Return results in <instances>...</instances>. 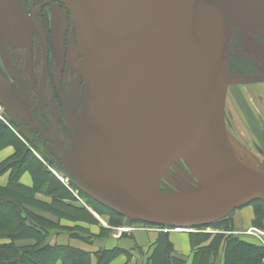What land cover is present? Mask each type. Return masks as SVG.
I'll use <instances>...</instances> for the list:
<instances>
[{
  "label": "water",
  "instance_id": "obj_1",
  "mask_svg": "<svg viewBox=\"0 0 264 264\" xmlns=\"http://www.w3.org/2000/svg\"><path fill=\"white\" fill-rule=\"evenodd\" d=\"M50 1L32 12L42 38L41 90L49 49L35 14ZM57 1L75 15L76 35L85 50L81 74L86 92L71 150L31 123V111L1 75L0 104L58 148L64 170L87 195L128 218L172 227L208 225L264 199V166L238 159L226 137L231 55L248 52L231 47L233 21L221 0H147L157 30L125 39L103 32L101 0ZM0 31H6L1 20ZM131 85L136 92L128 110ZM179 157L199 185L166 191L161 180Z\"/></svg>",
  "mask_w": 264,
  "mask_h": 264
},
{
  "label": "rangeland",
  "instance_id": "obj_2",
  "mask_svg": "<svg viewBox=\"0 0 264 264\" xmlns=\"http://www.w3.org/2000/svg\"><path fill=\"white\" fill-rule=\"evenodd\" d=\"M45 1L46 0H0V9L8 28V30L6 29L5 31V39L0 40V59L2 61L6 59L10 60L13 71L18 69L21 66L20 64H22L21 68L23 67V71L19 72V76L26 82L31 83V93L34 92L35 81H37L39 77L42 51V38L35 33L31 9ZM225 1L233 5V8L228 7L229 9L227 8V10L235 22V26L240 28L246 26L260 35L264 40V12L258 5L257 0H223L224 3ZM20 4L22 7L19 6ZM36 19L40 24V27L44 29L47 38L50 58V80H54V84H50V80L45 82V99L38 109H36L34 115L37 120L41 118V115H44V117L49 116L50 119L48 122L45 121V123H43L42 120L41 123L47 126V130L54 138L56 137L58 140L68 142L77 117H74L73 122H71V128L68 131H66L63 126L61 127V101L66 100L69 102L70 105L76 109L77 113L80 101L84 99L86 92V85L81 74V64L85 50L76 35L75 15L66 9L59 1L53 0L41 6L36 15ZM9 53H12L15 56V61L11 60ZM237 59L238 58H235L233 74H231L229 81L231 92L228 90L226 97V137L230 146L228 136L230 133L233 140L232 143L239 148L240 152L235 154L238 159L251 166L261 167L264 166V133L262 131L261 138H258L250 131L248 120L241 111L240 106L237 104L236 97L234 96L235 93H233V91H240L247 107L253 113L252 115L257 119L259 125H261V130H263L264 74L258 72L253 73L252 71L244 73V71L249 70H245L244 68L241 69V66L238 65ZM25 68L28 73H26ZM238 68L243 71H240ZM8 82L13 90L18 93L16 83L12 82L10 78H8ZM63 82H66L67 87L64 86ZM53 88L58 91V94H61V99L59 97L57 98V95L54 96ZM49 97L51 100L48 102ZM63 97L65 99H63ZM3 117L4 120H0L7 124L12 122L18 127L23 126V130H26L23 134L29 139L40 140V146H44L42 150L45 149L44 151L47 152L51 163H53L50 170L59 175L58 177L61 179L59 180L69 188L73 195L75 194V198L78 200L81 198L80 202L83 205L85 204L84 206H86L87 212L90 213H88L91 218L90 223L100 229L102 238L109 236L115 227L121 231H124L123 228L126 227L131 228V230L124 231L129 234H135L138 231L147 232L150 230L159 231L161 234L163 233V230L170 229L164 226L150 225L135 219L134 221H126L121 217H116L99 204L90 200L88 201V199L83 196L78 198L77 194L79 190L72 186L71 174L64 170V159L62 158L61 161V155L55 148L54 144L50 141L45 143V141L41 139L37 130L27 128V125L16 119L15 116L4 112ZM30 132L33 133V137H31ZM198 185V181L191 172L187 161L182 157H179L174 161L161 180V187L166 191L182 190L191 187L194 188ZM248 205L249 204L245 206ZM250 205L253 206L255 215L253 226L248 232L259 234L262 237L264 235L258 233V231L260 230L264 233V228L259 227L257 224L264 223V199L260 204ZM234 211L238 214L240 208L238 207ZM50 223L54 224V222L48 220L45 222V224L51 225ZM105 224H108L110 227H107V229L101 227V225ZM226 225L227 224L222 223L220 225L208 227L204 225V227L196 226L191 227L193 229L190 231L192 234L196 232H208L213 234L224 233L225 235H228L229 231H225ZM10 230L12 232L14 231V228L11 227V225ZM184 231L188 230H182V232ZM250 236L253 235H247V237ZM1 237H8L7 232H0V238ZM191 237L193 238V235ZM262 243L264 245V242ZM133 256L137 258L135 264H148L149 258L146 259L141 250L136 249L133 253H129V258L131 260L133 259Z\"/></svg>",
  "mask_w": 264,
  "mask_h": 264
},
{
  "label": "trees",
  "instance_id": "obj_3",
  "mask_svg": "<svg viewBox=\"0 0 264 264\" xmlns=\"http://www.w3.org/2000/svg\"><path fill=\"white\" fill-rule=\"evenodd\" d=\"M51 79L49 69V80ZM52 82V80H50ZM45 121L48 122L47 118ZM45 127H47L45 125ZM15 123L7 124L0 120V150L7 146H14L15 152L6 160L0 162V175L11 171L10 180L4 187H0V232H7L11 243L0 246V264H110L122 252L119 248L111 250L100 249L92 253L74 248L68 245H51L47 243L48 224L45 218H41L28 210L27 206H35L50 213L71 220L91 221L84 205H72L65 203L66 198L75 199V196L59 178L50 170L51 160L47 152L42 150L40 140H32L23 133ZM31 137H33V133ZM41 139L48 140L39 132ZM39 141V142H37ZM39 155H37V154ZM30 172L33 177V186H25L20 182V176L24 172ZM71 184L79 190L80 196L93 201L110 211L116 217L126 221H134L120 213L110 209L102 203L87 195L71 174ZM44 194L52 198L48 204L41 202L36 195ZM263 199H256L249 204H260ZM90 214V213H89ZM231 215V214H230ZM214 223L204 225L216 226L222 223L227 224L224 233L190 232L191 244L194 250L192 264H217L219 259L223 264H264V245L251 243L241 239L232 233L231 216ZM139 221V220H138ZM52 226L53 224L50 223ZM264 223L257 224L264 228ZM11 227L14 228L12 232ZM119 225V224H117ZM164 226L166 225H158ZM202 226V227H204ZM82 232H86L81 229ZM33 237L35 243L30 246H17L15 241L19 238ZM85 240L89 238H101L99 234L80 236ZM208 242L207 245H203ZM173 244L169 240V234L163 232L159 235L157 246L149 257L148 264H186L185 259L173 255Z\"/></svg>",
  "mask_w": 264,
  "mask_h": 264
},
{
  "label": "crops",
  "instance_id": "obj_4",
  "mask_svg": "<svg viewBox=\"0 0 264 264\" xmlns=\"http://www.w3.org/2000/svg\"><path fill=\"white\" fill-rule=\"evenodd\" d=\"M18 5V4H17ZM19 6L22 7L20 4ZM1 11V9H0ZM1 18L5 19L1 12ZM6 23V22H5ZM6 29L7 28V24ZM0 71L2 74H5V69L3 63L0 62ZM245 101V100H244ZM263 126V125H262ZM261 127V125H260ZM264 127V126H263ZM23 130V128H21ZM264 133V128L263 130ZM15 152L14 146H7L0 150V162L6 160L8 157L13 155ZM37 154V153H36ZM38 155V154H37ZM39 156V155H38ZM53 172V171H52ZM54 173V172H53ZM57 175L56 173H54ZM11 171H7L4 174L0 175V187H4L8 184L10 180ZM58 177V175H57ZM59 178V177H58ZM60 179V178H59ZM61 180V179H60ZM20 182L25 185L32 187L33 186V177L30 172L26 171L21 174ZM69 189V188H68ZM78 198H80V193L78 192ZM75 196V194H74ZM36 198L41 202L50 203L52 198L48 195L38 193ZM81 199V198H80ZM80 199H69L66 198L63 201L65 203H69L72 205H83L80 202ZM85 205V204H84ZM247 205V204H246ZM250 205V204H249ZM241 206L240 212L237 214L236 211L231 214V225H232V233L234 235L239 236L241 239L249 241L251 243L263 245L264 236H260L258 234H251L249 233V229L253 226V219H254V210L253 206ZM86 207V206H85ZM28 210H30L33 214L45 218L48 221L54 222L52 226L48 224V237L46 239L47 243L55 246V245H68L74 248H78L87 252L92 253L94 263L96 261L94 253L100 249H114L119 248L122 250L120 255L116 257L110 264H135L136 257L133 256L132 260L129 258V253H133L134 250H141L142 253L145 255L146 259L149 258L157 246V240L160 235L159 231L150 230L147 232L138 231L135 234H129L128 232L121 231L120 229L116 228L113 232L107 236L106 238H89L90 240H85L80 236H89L90 234L94 235H101L100 229L96 226H93L90 221H83V220H71L67 218H62L55 216L54 214H50L46 210H43L39 207L27 206ZM42 209V210H41ZM60 218V219H59ZM104 229L108 226V224L101 225ZM81 229L85 230L86 232H82ZM263 230V229H262ZM163 232H167L169 234V240L173 244L174 253L173 255L182 259H185L186 264H192L194 259V250L191 244V231H178L173 228L163 230ZM230 233V232H228ZM247 235H253L247 237ZM12 239L8 237L0 238V246L3 244L11 243ZM17 246H30L35 243L33 237H26V238H19L15 241ZM208 242L204 243L203 245H207ZM139 248V249H138ZM57 264H61L60 261ZM217 264H223L221 260L217 262Z\"/></svg>",
  "mask_w": 264,
  "mask_h": 264
},
{
  "label": "flooded vegetation",
  "instance_id": "obj_5",
  "mask_svg": "<svg viewBox=\"0 0 264 264\" xmlns=\"http://www.w3.org/2000/svg\"><path fill=\"white\" fill-rule=\"evenodd\" d=\"M38 6L39 5H36L35 7H33L31 9L32 19H33L32 12ZM38 11H39V9L37 10L35 16L37 15ZM242 13H243V11H242ZM1 17L2 16H1V11H0V20L5 25L6 23L4 22V20ZM232 21H233V19H232ZM233 26H234V33H233V39H232L231 47L234 50H245L248 52V54L243 55V54H239V53H232L230 78H231V74H233V67H234L235 58H238L237 62H238V65L241 66V69L244 68L245 70H249V71H244V73H249L252 71L253 73L258 72L260 74H264V40H263V38L246 26H242V28L235 26L234 21H233ZM34 28H35V24H34ZM5 29H6V25H5ZM41 29H42L43 33L45 34L44 29L42 27H41ZM34 30H35L36 35H38L36 28ZM4 36H5V31L4 32L0 31V40L5 39ZM10 56H11V60L15 61L16 58L12 53H9V57ZM0 62L3 63L4 69H5V74H2L0 71L1 77L3 78L5 83L7 84L9 90L11 92H13V94H15L22 101V103L24 104L25 108L28 111H31V116H30L31 123L35 124V125H40L47 130V127H45V125L43 123H45V118H47V120L49 121V119H50L49 116L44 117V115H41V118L37 120L35 115H34L36 109H38V107L44 102V99H45V82L49 81V65H48V71H47L46 78H45V81L43 84V89L41 90L40 89V82H41L42 68H43V48L41 51V61H40V66H39L40 67L39 77H38L37 81H35V87H34L33 93H31V89H32L31 83L26 82L24 79H22L19 76V72L23 71V67L21 68L22 64H20L21 66L18 69L13 71L11 68L12 65L10 64L11 63L10 60L6 59V60L2 61L0 59ZM49 62H50V58H49ZM36 64H37V62H36ZM241 69H239V70L243 71ZM25 71H26V68H25ZM26 73H28V71H26ZM8 78H10L12 80V82L16 83L18 93L13 90L12 86L8 82ZM18 81H20L24 85V88L26 91V97H24L22 89H21ZM83 81H84V79H83ZM49 83L54 84V80H52V83L49 81ZM63 84L65 87H67L66 82H63ZM53 93H54V96L57 95L56 97L57 98L59 97L61 99V94H58V91H56L54 89ZM63 99H65V98L63 97ZM49 100H51L50 97L48 98V102H49ZM82 103H83V100L80 101V104H79V107H78V110L76 113V109L74 107H72L69 102H67L66 100L61 101V104H62V106H61V110H62V112H61V127L63 126L66 131H68L71 128V122H73L74 117L76 118L79 115V113L81 111ZM16 119L20 120L22 123L27 125V128L41 132L40 130L32 127L31 124L28 123L25 118L16 117ZM42 120H43V123H41ZM21 128H23V126H21ZM47 132L51 135V133L48 130H47ZM72 133H73V131H72ZM42 135L45 137V135L43 133H42ZM54 139H56V137ZM71 139H72V134H71L70 138L68 139V142H66L64 140L63 141L58 140V139H56V140H58L66 150L70 151L71 150ZM55 148L57 149V151L61 155V161H62L63 154L58 150V148L56 146H55Z\"/></svg>",
  "mask_w": 264,
  "mask_h": 264
},
{
  "label": "bare ground",
  "instance_id": "obj_6",
  "mask_svg": "<svg viewBox=\"0 0 264 264\" xmlns=\"http://www.w3.org/2000/svg\"><path fill=\"white\" fill-rule=\"evenodd\" d=\"M221 1L223 2V0ZM257 3L264 12V2L262 0H257ZM97 4L102 6V11L100 12L98 18L100 20L103 32L110 38L125 39L127 37L142 36L157 30V26L159 25V23L155 21V16L153 15L147 0H101ZM223 4L226 8H233V5L227 3L226 1L225 3L223 2ZM228 90L231 92V88L229 86ZM135 92V85H131L127 95L128 110L131 109V100L133 99ZM233 93H235L234 96L236 97L237 104L240 106L241 111L248 120L250 131L256 137L261 138V127L257 119H255L254 115H252L253 113L247 107L240 91H233ZM228 136L231 147L230 151L233 155H235L236 153H239L240 150L232 143L233 140L230 133ZM172 228L178 231L193 229L190 226Z\"/></svg>",
  "mask_w": 264,
  "mask_h": 264
},
{
  "label": "built area",
  "instance_id": "obj_7",
  "mask_svg": "<svg viewBox=\"0 0 264 264\" xmlns=\"http://www.w3.org/2000/svg\"><path fill=\"white\" fill-rule=\"evenodd\" d=\"M3 113H4V108H3V106L0 104V119H3L4 120V117H3ZM59 176V175H58ZM123 230L124 231H128V230H131V228H129V227H126V228H123ZM250 233H253V232H250ZM258 233H261V234H263L264 235V233L262 232V231H258ZM254 234H256V233H254ZM259 235V234H258Z\"/></svg>",
  "mask_w": 264,
  "mask_h": 264
}]
</instances>
